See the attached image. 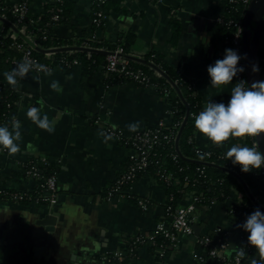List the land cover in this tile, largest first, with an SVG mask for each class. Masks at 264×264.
<instances>
[{
	"label": "crops",
	"instance_id": "1",
	"mask_svg": "<svg viewBox=\"0 0 264 264\" xmlns=\"http://www.w3.org/2000/svg\"><path fill=\"white\" fill-rule=\"evenodd\" d=\"M6 1L12 5L19 0ZM51 1L28 0V13L40 15ZM117 1V8L102 15V23L96 25L92 21L91 0H76L69 21L54 25L51 35L113 43L130 31L135 34L128 53L132 60L145 63V56L153 53L192 82L193 93L200 100L199 112L209 101L227 105L235 81L213 87L207 73L209 65L224 58L226 38L219 30L217 18L225 11L227 0ZM173 21L178 24L175 37ZM3 23L10 26L14 37L27 40L22 29L6 20L0 19V31ZM89 49L93 51L88 53L102 55L90 75H84L77 64L69 70L49 67L50 76L33 70L19 81L15 118L21 122L22 139L18 142L21 151L10 155L0 148V187L31 190L34 182L23 180L20 173L26 162L39 160L55 168L58 200L49 208L13 201L0 203V264H110L105 256L126 246L135 235L152 232L163 214L165 188L151 177L135 180L130 190L132 196L147 200L146 209L130 199L103 200L109 185L135 156L131 147L106 136L104 130L119 129L127 137L134 133L127 125L135 122H139L137 131L159 121L169 125L171 104L153 85L120 81L115 75L105 73L102 66L106 51ZM154 70L156 75L164 77ZM53 81L59 82L62 91L51 89ZM30 107H39L42 115H48L54 132L38 128L26 117ZM193 137L201 149L214 148L224 154L233 144L244 146L245 142V137L230 138L217 146L196 129ZM241 195L234 190L224 201L202 205L204 211L195 208L197 217L193 225L198 226V235L194 236L209 232L214 233L212 236L220 232L231 234L229 208L240 201ZM191 199V195L185 196L178 207L194 205ZM47 217H53L54 221L49 223ZM194 248V240L185 238L180 246L169 247L160 261L143 247L136 258L124 264H196L190 252ZM253 260H259L257 251L241 264H252Z\"/></svg>",
	"mask_w": 264,
	"mask_h": 264
},
{
	"label": "trees",
	"instance_id": "2",
	"mask_svg": "<svg viewBox=\"0 0 264 264\" xmlns=\"http://www.w3.org/2000/svg\"><path fill=\"white\" fill-rule=\"evenodd\" d=\"M20 1L24 0H19V2ZM25 1L28 2V0ZM75 4L76 0H52L44 6V11L40 15L34 16L27 13L22 22L19 23L16 22V17L11 13V7L7 1L0 0V14L4 15L8 23H11V25H14L18 29H22L25 35L32 36L33 43L36 45L34 48L21 36L14 37L13 30L10 26L7 23L2 24V29L0 31V126L7 125L11 127L12 121L16 119L17 102L20 97L18 90L19 84L13 89L12 86L8 85L4 75L6 72L11 71L17 63L23 61L22 51L13 45V41L22 43L24 46H30L32 48L31 58L38 64L48 68L58 66L64 70H69L73 67L72 62L76 61L84 75L92 74L99 65L100 61L98 58L102 57V55L88 53L87 51L78 49L56 52H49L48 50L75 45L103 48L104 50H114L116 47H121L124 54L129 53V49L135 40V34L130 31L120 35L113 43L108 41L98 42L73 38L62 39L51 35L54 25L67 23L69 21L74 11ZM117 5V0H93L92 14L93 16L97 14L104 15L110 10H115ZM236 8L237 11L225 13V18L231 16L232 18L243 21L246 8L241 5H237ZM55 15L57 16V20H53V16ZM172 26L173 37H175L178 33V24L176 21L172 22ZM219 30L223 34L230 36L231 30L225 25H219ZM43 36H45L44 39L42 38ZM103 57L106 60V55ZM258 57L261 80L264 81V25L258 48ZM145 60V63L130 60V65L133 69L141 70L148 78L147 85H153L166 96L171 104V122L169 125H165L161 129V132L170 135L172 138L170 137L168 140H163L162 137L160 138L159 143L153 147L149 155L148 166L144 170L136 172L135 180L140 177H151L155 179V181L161 183L165 188L166 198L172 199L170 205L174 208L178 207L180 202L183 201L187 195L192 196L191 200L193 203L196 202L197 204L208 205L212 201L218 202L226 200L234 190L240 192L242 194L240 201L234 203L229 208L232 233H220L217 236H210L212 245H216L218 240L228 244L225 251L227 263L238 248L249 245L248 233L242 227L238 226L242 225L253 211L257 209L262 213H264V211L253 203L238 178L225 169L236 173L244 182L252 197L263 205L264 183L261 169L244 173L241 171L239 165H234L231 159L226 158V154L214 148L207 149L209 155H206L203 160L199 159L197 153H206V151L201 150L194 142V118L190 115L186 118L178 139V150L180 153L178 154L173 139L174 133L176 132V128L184 121L186 109H188L190 114H198L200 109L199 97L193 93L194 89L192 87V82L185 79V77L180 75L175 69L155 58L153 53H148L145 56ZM149 63L159 67L176 84L183 100L178 96L173 87L168 84L164 77L155 74V70ZM253 144V138L245 137L244 146L252 147ZM175 154H177L176 157H173ZM31 165L36 166L43 178L33 179L34 187L28 191L0 188V200L6 198V193L10 192H27L31 196H36L42 191L41 184L44 178L51 174H56L55 168L51 164L39 160H29L23 165L22 172L20 173V177H22L23 180L28 179L26 170ZM161 174L170 176V179L167 181L161 179ZM107 192L108 188L103 196H105ZM126 199L137 202L138 198L128 194ZM20 203L29 204L27 200H23ZM234 235L236 236V243L234 248H230L231 239ZM132 239L133 237L129 239L128 243H131ZM163 242V238L157 235L156 245L148 247V251L153 253ZM195 248L200 251L201 255L207 254V248L200 249L197 244H195ZM120 249L124 253L125 258L122 261L111 259L112 264H124L134 259V256L128 255L129 247L123 246ZM250 254L254 256L256 254L255 249H252ZM208 262L209 259L206 258L205 264H208Z\"/></svg>",
	"mask_w": 264,
	"mask_h": 264
},
{
	"label": "built area",
	"instance_id": "3",
	"mask_svg": "<svg viewBox=\"0 0 264 264\" xmlns=\"http://www.w3.org/2000/svg\"><path fill=\"white\" fill-rule=\"evenodd\" d=\"M92 1L93 0H91V2ZM250 1L251 0H227L225 11L217 18L218 25H225L231 30L230 36L224 34L226 43L223 49V57L225 56L226 49H232L236 51L241 56L238 67L243 68L242 20L232 18L231 16L225 18V13L227 14V12L237 11V5H241L247 9ZM10 7L11 13L16 17V22H22L24 16L28 13V3L25 0L20 2L18 1L17 3L10 5ZM0 19L6 20V18L2 14H0ZM53 20H57L56 15L53 16ZM92 21L94 24L100 25L103 21V16L98 14L96 16L94 15ZM42 38L44 39L45 36H43ZM25 41L30 43L31 46L35 48L36 45L33 43L32 36L27 35V40ZM13 45L17 49L22 51V60L28 58L35 61L31 58L32 48L30 46H24L22 43H17L16 41H13ZM83 47L89 48L88 46ZM50 50L51 49H49L48 51ZM105 51L107 52L106 60L103 65V70L105 73L109 75H115L116 78L120 81H132L142 86H146L148 84V78L146 77V75L141 70L132 68V66L130 65L131 59L127 58L128 54H124L121 47H116L114 50ZM72 63L73 66L77 65L76 61H73ZM233 80L235 81V83L244 81L246 86H248L244 71L238 73L237 76L233 78ZM188 115L195 118V116L198 114H190L188 112ZM181 125L182 123L179 127H174L176 128V132L173 136L174 141L176 140ZM164 126L165 123L163 121H159L151 128H145L141 131L134 132L127 137H124L119 129L107 128L106 130H104V134L106 136L120 139L129 147H131L135 152V156L132 159L131 163L127 166V168L114 179L112 184L109 185L107 194L102 197L103 200L111 202L114 200H123L127 198V195L130 194L132 184L135 182L136 172L142 171L148 166L149 155L153 147L159 143L161 137L163 140H168L171 137L170 135L161 132V129ZM203 151H206L207 155H209L207 149H204ZM176 155L177 154H175L173 157H176ZM261 173L263 175L264 183V167L261 168ZM26 175L31 181H33V179L43 178L42 174H40L35 165H31L26 170ZM160 178L167 181L170 179V176L161 174ZM0 188L4 189V187ZM41 188V193L36 196H31L27 192L6 193L7 197L1 199L0 203L4 201H13L16 203H20L23 200H27L28 203L32 205L43 206L46 208L54 206L58 200L56 174H51L45 177L43 183L41 184ZM171 200V198L166 199L163 205V214L156 221L152 232L148 234L135 235L131 243L126 244V247H129V256H134V258H136L138 256L139 249L156 245V236L159 235L163 238L164 242L161 243L158 248L155 249L151 254L160 261L166 256L169 247L180 246L183 239L185 238H192L194 240V243L199 245L200 249L207 248L206 255H201L200 251L196 248L190 251L194 259L196 260V264H205L206 258L209 259L208 264H241L243 260L253 257L250 253L251 250L255 248L247 245L246 247H240L244 248L245 252H247L245 257L241 258L238 256L237 253L240 249L238 248L233 257L226 263L225 251L228 244L226 242L218 240V243L216 245H212V239L210 238L211 235L194 236L192 226L197 217L194 212L195 207L193 206V204H188L185 206L174 208L172 207V205H170ZM215 202L216 201H212L210 202V204ZM137 204L140 208L146 209L147 200L138 198ZM261 206L264 208V204H261ZM220 233L228 234L224 232ZM124 258L125 255L121 251V249H118L114 253H111L110 255L104 257V259L110 264H112L111 259L122 261Z\"/></svg>",
	"mask_w": 264,
	"mask_h": 264
},
{
	"label": "clouds",
	"instance_id": "4",
	"mask_svg": "<svg viewBox=\"0 0 264 264\" xmlns=\"http://www.w3.org/2000/svg\"><path fill=\"white\" fill-rule=\"evenodd\" d=\"M240 60L241 56L236 51L226 49L223 59H218L207 67L211 85L220 87L231 84L233 78L244 71L243 67H238ZM33 70L44 71L49 76L52 74L46 66L25 58L4 75L8 85L15 89L19 81ZM258 70L257 66L252 67L253 72ZM50 87L56 92L62 91L58 81H53ZM230 95L227 105L207 102L203 110L195 116L194 128L217 146H222L230 138H253L252 147L233 144L226 152V158L231 159L234 165H239L244 173L261 169L264 167V154L259 151L256 138L264 134V81L253 82L250 87L244 81H239L231 89ZM40 103L43 105V101ZM26 117L42 130L49 133L55 130L48 115H42L39 107H30ZM127 128L130 132H135L139 128V122L129 124ZM20 129L21 122L17 119L12 121L11 127L0 126V148L7 150L10 155L21 151L18 143L22 139ZM197 155L203 160L207 153L198 152ZM238 227L248 233V244L259 254L260 259L253 260L252 264H264V213L259 209L253 211ZM237 254L243 258L246 252L244 248H240Z\"/></svg>",
	"mask_w": 264,
	"mask_h": 264
},
{
	"label": "water",
	"instance_id": "5",
	"mask_svg": "<svg viewBox=\"0 0 264 264\" xmlns=\"http://www.w3.org/2000/svg\"><path fill=\"white\" fill-rule=\"evenodd\" d=\"M264 0H251L247 6L246 12L243 17L242 21V55H243V66H244V73L246 77V81L248 84V87L251 86L253 82L262 81L261 75H260V65H259V57H258V48L260 44V38L263 33V25H264ZM5 21L4 19H2ZM14 28V27H13ZM251 33V34H250ZM70 48L78 49V50H84V51H93L92 49L85 48V47H60L51 49L49 52H56V51H63L68 50ZM107 52H105L106 54ZM127 58L134 59L132 56L127 55ZM139 60V59H136ZM141 62H144V60H140ZM258 67L257 72L252 71L253 66ZM150 66L156 70L157 67L150 64ZM161 75H163L175 88L178 96L183 100L182 95L178 88L173 84V82L167 78V76L160 70H158ZM188 109H186L185 119L182 122V125L179 129V132L177 134L176 140H175V148L178 154V139L181 134V130L183 128V125L185 123L186 118L188 117ZM256 143L258 144L259 151L264 154V134H261V136L256 138ZM208 164V163H203ZM212 165V164H211ZM225 169V168H224ZM226 171L234 174L235 177L238 178V180L242 183L247 195L251 198L254 204H256L259 208H261L264 211V208L252 197V195L249 193L246 185L244 182L240 179V177L234 173L231 170L225 169ZM196 209H199L201 211H204L202 205H199L197 203H194L193 205ZM49 220V223H52L54 221L53 217H47ZM193 232L194 235H198V226L193 225ZM208 235H214L213 232H209ZM236 243V236L234 235L231 239L230 248H234ZM260 259V257H259Z\"/></svg>",
	"mask_w": 264,
	"mask_h": 264
}]
</instances>
